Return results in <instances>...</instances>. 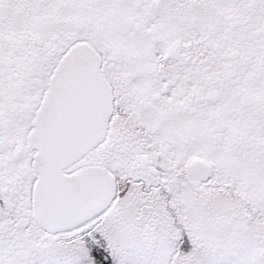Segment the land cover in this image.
<instances>
[{
    "label": "snow or ice",
    "instance_id": "snow-or-ice-1",
    "mask_svg": "<svg viewBox=\"0 0 264 264\" xmlns=\"http://www.w3.org/2000/svg\"><path fill=\"white\" fill-rule=\"evenodd\" d=\"M0 264H264V0H0Z\"/></svg>",
    "mask_w": 264,
    "mask_h": 264
}]
</instances>
